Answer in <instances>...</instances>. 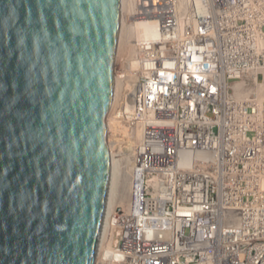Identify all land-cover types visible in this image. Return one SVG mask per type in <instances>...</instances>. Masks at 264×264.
I'll list each match as a JSON object with an SVG mask.
<instances>
[{
	"label": "built area",
	"instance_id": "obj_1",
	"mask_svg": "<svg viewBox=\"0 0 264 264\" xmlns=\"http://www.w3.org/2000/svg\"><path fill=\"white\" fill-rule=\"evenodd\" d=\"M132 9L126 25L157 24L137 54L147 132L96 264H264V0Z\"/></svg>",
	"mask_w": 264,
	"mask_h": 264
},
{
	"label": "water",
	"instance_id": "obj_2",
	"mask_svg": "<svg viewBox=\"0 0 264 264\" xmlns=\"http://www.w3.org/2000/svg\"><path fill=\"white\" fill-rule=\"evenodd\" d=\"M123 0H0V264H96L125 162Z\"/></svg>",
	"mask_w": 264,
	"mask_h": 264
},
{
	"label": "bare ground",
	"instance_id": "obj_3",
	"mask_svg": "<svg viewBox=\"0 0 264 264\" xmlns=\"http://www.w3.org/2000/svg\"><path fill=\"white\" fill-rule=\"evenodd\" d=\"M134 2H135V0H123L124 12H126L127 9H132L134 6ZM155 24L156 23H152V22L139 23L135 20L134 22L132 21V23H129L128 25H126V22H125L126 32H125V38L124 39L127 38L128 39V40L126 39L127 41H129V42L131 41L135 45L136 43L133 42L132 39L136 35L135 33H137L139 38H140V41L139 42L137 41L138 43H141V41L144 42V40H146V41L156 40V38H157L156 36L158 33H157V26H156L157 24L156 25ZM124 42H125V40H124ZM127 47H129V46H127ZM138 62L139 61L136 60L135 62H131V63H132V66L140 69ZM128 75H129V73H128ZM137 83L138 82H136V84ZM133 84H135V83H133ZM135 88H136V90L135 91L133 90L131 92L132 93L131 97L129 95V97L132 98V100H130V101H132V104L129 103L130 104L129 106L132 107L133 111H135L134 112L135 116L140 120L141 117L144 118L143 111L139 110L140 85L137 84V86ZM140 92H141V90H140ZM140 100H141V98H140ZM146 127H147L146 124H143V123L141 125H139V127H138L139 131L137 134V140L139 141L138 143H139L140 147L136 148L133 146L132 147L129 146V147H131L129 150L130 154L128 153L129 156L125 155L126 157H125V162H124V167H123V172H122L119 194H118V197H117L116 202L114 204L113 215H112L111 221L109 223V226L107 228L100 253L105 252L107 254L110 251V249H109L110 245L107 244L106 242L108 241V238L110 236L111 231L115 230V228H117L119 226L117 223V219H114V212H116L115 213L116 217L120 214H127L130 211V208L132 206V198H133V194H134V179L136 178L135 177V167H136V162H137L138 156H139L138 151H139V149L144 148L143 140L145 139L146 132H147ZM125 153H127V152L125 151ZM100 253H99V255H100ZM99 259H100V256H98L97 262L99 261Z\"/></svg>",
	"mask_w": 264,
	"mask_h": 264
},
{
	"label": "rangeland",
	"instance_id": "obj_4",
	"mask_svg": "<svg viewBox=\"0 0 264 264\" xmlns=\"http://www.w3.org/2000/svg\"><path fill=\"white\" fill-rule=\"evenodd\" d=\"M135 34L136 35L132 39V41L136 43L135 45L131 41L130 42L127 41L128 40L127 38H126L127 40L124 39L125 42L123 43L124 47L122 49V55H121L120 66H119L120 74H121L122 81H123L124 88H125L126 95H127V97H126V108H125V119H124V131H125V136H126L125 149L127 148L125 150L127 152V153H125L126 156H129V154H130L129 150L132 146L136 147V148L139 147V143H138L139 141L137 140V134L139 131L138 127H139V125L142 124L141 121L138 120L137 117L135 116L132 107L129 106L130 104H132V101H130V100H132V98H130L132 95L131 92L133 90L134 91L136 90V88L133 89V83H135L134 85L137 86L138 83L136 84V82H138L137 79L140 75V69L132 66V63H131V62H135L137 60V54H138V46L137 45L139 44L138 42L140 41L138 34L137 33H135ZM127 46H129V47H127ZM128 73H129V75H128ZM129 95H130V97H129ZM129 146H131V147H129ZM115 213L116 212H114V217L116 216ZM118 231H119L118 228H115V230L111 231L110 236L108 238V241L106 242L107 244L111 245V244L116 242L117 237H118Z\"/></svg>",
	"mask_w": 264,
	"mask_h": 264
}]
</instances>
